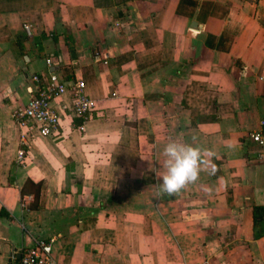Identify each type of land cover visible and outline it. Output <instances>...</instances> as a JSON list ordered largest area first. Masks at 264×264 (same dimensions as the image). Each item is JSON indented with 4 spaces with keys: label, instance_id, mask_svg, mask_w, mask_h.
Returning a JSON list of instances; mask_svg holds the SVG:
<instances>
[{
    "label": "crops",
    "instance_id": "obj_1",
    "mask_svg": "<svg viewBox=\"0 0 264 264\" xmlns=\"http://www.w3.org/2000/svg\"><path fill=\"white\" fill-rule=\"evenodd\" d=\"M50 71L97 107L20 160L12 112ZM257 130L264 0H0V264L48 236L61 264H264ZM170 140L202 161L173 195L157 176Z\"/></svg>",
    "mask_w": 264,
    "mask_h": 264
},
{
    "label": "built area",
    "instance_id": "obj_2",
    "mask_svg": "<svg viewBox=\"0 0 264 264\" xmlns=\"http://www.w3.org/2000/svg\"><path fill=\"white\" fill-rule=\"evenodd\" d=\"M29 24L25 25L28 34ZM46 63L53 65L52 58ZM32 84L29 87V98L12 112V117L21 130L18 157L23 160L37 137H45L59 133V125L63 117L71 115L88 119L97 107V101L86 91V83L82 78L65 79L56 71L48 74L32 73ZM65 93L71 95L70 103L64 101ZM62 99L61 102H58ZM252 140L264 146V131L250 133ZM56 236L41 237L23 248L19 260L15 264H61L55 256Z\"/></svg>",
    "mask_w": 264,
    "mask_h": 264
},
{
    "label": "clouds",
    "instance_id": "obj_3",
    "mask_svg": "<svg viewBox=\"0 0 264 264\" xmlns=\"http://www.w3.org/2000/svg\"><path fill=\"white\" fill-rule=\"evenodd\" d=\"M162 154L164 171L157 172L162 192L176 194L186 184L197 179L202 161L196 146L170 140L164 145Z\"/></svg>",
    "mask_w": 264,
    "mask_h": 264
},
{
    "label": "trees",
    "instance_id": "obj_4",
    "mask_svg": "<svg viewBox=\"0 0 264 264\" xmlns=\"http://www.w3.org/2000/svg\"><path fill=\"white\" fill-rule=\"evenodd\" d=\"M32 185H36V191H35V193H34V195H35V198H37L38 199V197H39V192H40V183L38 182V183H34L33 181H31V180H28ZM263 210H264V208H263Z\"/></svg>",
    "mask_w": 264,
    "mask_h": 264
},
{
    "label": "water",
    "instance_id": "obj_5",
    "mask_svg": "<svg viewBox=\"0 0 264 264\" xmlns=\"http://www.w3.org/2000/svg\"><path fill=\"white\" fill-rule=\"evenodd\" d=\"M52 69H54V67Z\"/></svg>",
    "mask_w": 264,
    "mask_h": 264
}]
</instances>
